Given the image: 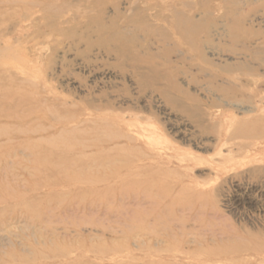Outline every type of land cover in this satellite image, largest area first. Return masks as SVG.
Wrapping results in <instances>:
<instances>
[{
	"label": "rangeland",
	"instance_id": "obj_1",
	"mask_svg": "<svg viewBox=\"0 0 264 264\" xmlns=\"http://www.w3.org/2000/svg\"><path fill=\"white\" fill-rule=\"evenodd\" d=\"M188 1L143 60L0 7V264H264V0Z\"/></svg>",
	"mask_w": 264,
	"mask_h": 264
},
{
	"label": "bare ground",
	"instance_id": "obj_2",
	"mask_svg": "<svg viewBox=\"0 0 264 264\" xmlns=\"http://www.w3.org/2000/svg\"><path fill=\"white\" fill-rule=\"evenodd\" d=\"M7 4H24L30 10L29 19L38 9L45 11L46 17L55 23L56 28L64 29L70 38L77 41H89L91 50L100 47L111 53L117 52L130 57L137 54L133 56H139V60H143V57L139 55V47L134 45L133 28L136 26L155 25V31L161 32V25L172 21V25L190 41L201 38L207 29L201 19L189 9L192 3L188 0H0V7ZM85 18H89L90 22L84 28ZM68 21H75L77 24L70 28ZM83 63L90 66L93 65V60L86 59ZM110 74L114 75L116 72L111 71ZM129 124L136 129L140 125L134 122ZM123 135L125 134L111 132L109 138L116 140ZM88 139L85 142L86 149L93 145L103 148V145H96L90 141L91 138Z\"/></svg>",
	"mask_w": 264,
	"mask_h": 264
}]
</instances>
